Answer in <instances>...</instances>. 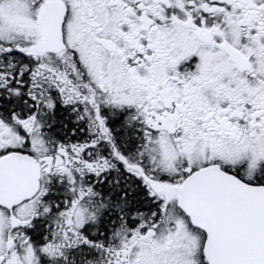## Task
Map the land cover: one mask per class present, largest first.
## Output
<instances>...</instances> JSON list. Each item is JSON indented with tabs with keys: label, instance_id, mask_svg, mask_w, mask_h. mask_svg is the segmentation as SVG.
<instances>
[{
	"label": "snow or ice",
	"instance_id": "1",
	"mask_svg": "<svg viewBox=\"0 0 264 264\" xmlns=\"http://www.w3.org/2000/svg\"><path fill=\"white\" fill-rule=\"evenodd\" d=\"M0 264H264V0H0Z\"/></svg>",
	"mask_w": 264,
	"mask_h": 264
}]
</instances>
